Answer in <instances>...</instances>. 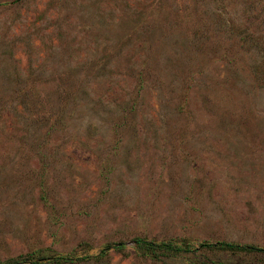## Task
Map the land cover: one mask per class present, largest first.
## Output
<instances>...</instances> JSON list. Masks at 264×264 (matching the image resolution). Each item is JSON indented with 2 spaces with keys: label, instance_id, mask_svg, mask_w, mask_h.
<instances>
[{
  "label": "rangeland",
  "instance_id": "1",
  "mask_svg": "<svg viewBox=\"0 0 264 264\" xmlns=\"http://www.w3.org/2000/svg\"><path fill=\"white\" fill-rule=\"evenodd\" d=\"M216 242L264 250V0H0V264H264Z\"/></svg>",
  "mask_w": 264,
  "mask_h": 264
},
{
  "label": "trees",
  "instance_id": "2",
  "mask_svg": "<svg viewBox=\"0 0 264 264\" xmlns=\"http://www.w3.org/2000/svg\"><path fill=\"white\" fill-rule=\"evenodd\" d=\"M133 244L135 246V249L140 251L142 254L151 255V256H169V255H177L181 251H189L188 246H184V248L176 246L170 242H160V243H154L151 241H146L143 239L135 238L133 240ZM116 248H120L121 244H117L115 246ZM199 247L201 248H208V249H216V250H223V251H231V252H264L263 249H258L251 246H240L232 243H226V242H216L213 244H200ZM106 249H102L99 251L97 256H94V258H98L101 255L105 253ZM91 258L89 256H85L84 259ZM51 261L57 262V263H71L77 259H72L69 257H56V258H50ZM26 262V259H18L14 261L16 264H23ZM30 264H39L38 261H32Z\"/></svg>",
  "mask_w": 264,
  "mask_h": 264
}]
</instances>
